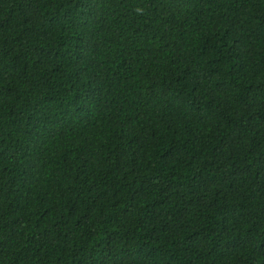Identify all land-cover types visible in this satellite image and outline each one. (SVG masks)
I'll return each instance as SVG.
<instances>
[{
    "label": "trees",
    "instance_id": "trees-1",
    "mask_svg": "<svg viewBox=\"0 0 264 264\" xmlns=\"http://www.w3.org/2000/svg\"><path fill=\"white\" fill-rule=\"evenodd\" d=\"M0 264H264V0H0Z\"/></svg>",
    "mask_w": 264,
    "mask_h": 264
}]
</instances>
